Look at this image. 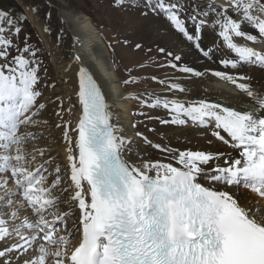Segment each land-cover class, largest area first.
<instances>
[{
  "label": "snow or ice",
  "instance_id": "obj_1",
  "mask_svg": "<svg viewBox=\"0 0 264 264\" xmlns=\"http://www.w3.org/2000/svg\"><path fill=\"white\" fill-rule=\"evenodd\" d=\"M122 3L116 0L117 6ZM145 8L141 15L163 13L174 30L209 59L218 46L202 47L200 32L211 20L213 30L218 28L217 35L236 57L222 58L221 64L264 67V51L247 43L264 44V0L204 6L194 0L189 4L145 0ZM13 30L16 35L21 32L19 20L0 9L4 61L0 63V264H264V205L258 201L242 205L232 191L246 187L264 200V89L241 82L250 79L243 74L215 71L216 77L251 98L256 109L241 111L208 99L183 101L158 95L151 105L168 111L170 119H161L163 124L184 125L190 119L211 127V134L236 149L238 158L223 151L153 144L144 137L175 163L139 154L133 160L125 155H132V141L112 122L101 86L87 67L80 66L76 95L81 116L75 128L70 121L57 125L65 129L70 180L65 189L60 167L45 175L51 160L33 167L44 153L24 147L36 139L28 129L40 123L37 117L46 105L40 102L43 93L37 87L38 49H32L27 37L22 48L15 46L4 35ZM158 52L170 58L174 68L173 61L182 59L166 47H158ZM181 71L203 75L187 65ZM167 90L184 88L173 82ZM76 234L80 239L73 244ZM34 247L38 254L26 258Z\"/></svg>",
  "mask_w": 264,
  "mask_h": 264
},
{
  "label": "bare ground",
  "instance_id": "obj_2",
  "mask_svg": "<svg viewBox=\"0 0 264 264\" xmlns=\"http://www.w3.org/2000/svg\"><path fill=\"white\" fill-rule=\"evenodd\" d=\"M137 2L145 5L144 0H137ZM194 2L200 6L207 5L208 3L221 5L224 4L226 0H194ZM182 3L189 4L190 0H182ZM122 4H125V2ZM113 12L117 13V15L121 17L118 11ZM124 15L127 19L126 23H130L132 27H134V25H141L142 30L140 32L136 31V33L142 34V41L150 47L153 46L156 49V54L158 56H161L158 52V47H166L169 50L181 55L182 57L181 61H174L180 66L174 68L170 65V67H167L178 72L179 76L176 79L164 80L166 82L165 84H161L159 82L162 87L164 86V88L160 89L159 87L158 91H153V93L150 94L153 100L157 95L161 97L167 96L169 98L175 97L183 101H198L200 99H208L214 102H222L225 106H232L241 111L256 109L257 105L251 100V98H248L244 92L239 90L232 83L216 77L214 72L227 71L233 75L243 74L250 79L241 82H248L254 89L259 91L264 89V67L241 63L237 68H232L231 66L226 67L224 64H221L219 62L220 59L225 57L236 58L235 54L226 48L220 37L213 38L212 34L205 33L204 28H202L200 32L201 46H218L215 48L211 59L204 57L191 42H188L182 35L174 30L172 24L163 13H156L154 17L150 16L147 19H140L133 13H125ZM59 16L63 29L54 30L53 42H51V37H49L46 32H42V35L49 42V48L53 52L55 67L59 73L61 81L60 90L54 91V93H62L60 99L63 101V104L57 108L53 107V101L55 98H53V96L50 97L51 94L49 92L45 93L46 95L44 98L41 97L40 99V102L46 105L45 109H43L37 117L40 123L28 129V131L35 133L36 139L31 140L24 145L26 151L39 149L44 153L43 157L37 156V160L33 163V167L38 166L42 160L50 159L51 164L46 165L47 172L45 175L53 173L54 168L59 166L61 179L63 181L61 188H69L70 180L66 161V141L64 139L65 129L64 127L56 128V126L70 121L72 128H75L81 116V106L76 95L78 92L77 73L80 66H85L92 72L94 78L97 80L105 94L106 101L110 105V110L113 113L112 122L118 124V126L122 129V134L132 141V144L130 145L132 155L129 157L126 153V158L135 160L137 154H139L145 158L159 159L165 163H175L174 161H171L164 153L153 148L144 140V137H146L148 140L152 141L153 144H155V138L151 139V137L149 138L146 134L143 136H137L130 128L131 125L129 122H127L128 105L126 99L124 98L123 94H121V92L114 87V82L112 81L109 73L110 67L112 65L109 62L110 58L108 52L104 48V44L99 38L101 34L100 31L98 28H94L90 17L84 16L75 11L59 12ZM184 19L187 21V16L185 14ZM187 22L188 26L191 28V22ZM38 26L41 27V24H38ZM252 34H256V32L252 31ZM59 35H62V37ZM55 37L61 38L62 46L68 48V52L64 51L62 47L56 45ZM237 39L240 43L246 42L240 38ZM247 43L258 50L264 51V44L259 42ZM76 56L80 57L79 61L75 59ZM184 65L192 67L195 71L203 73V75L196 76L192 73H185L181 71V67ZM173 82L180 83L184 88V91H168L167 85ZM37 87L40 89L38 85ZM137 94L141 95L140 93ZM61 109H63V111H61ZM68 109H71V111L69 112ZM57 113L61 114L58 115ZM164 116L165 114L163 113L162 118ZM172 125L176 126L178 130L172 131L174 143H170L167 146L180 148L181 150L189 148L192 150H204L210 152L223 151L231 153L233 157L238 158L236 149L223 144L211 134V127L208 129L207 127H203L198 123L192 122L190 119L184 125ZM175 133H179L180 135L178 136ZM221 134L223 135L224 133L222 132ZM70 135L74 137L75 133H70ZM207 136H210L211 138L208 139ZM178 137H186L187 140L191 141V143L187 145L182 143L183 145H179L175 142V139ZM206 139L209 140L210 144H207ZM161 145H163V143ZM219 163H223V161H219ZM51 178L52 177L49 176V179ZM241 190L242 189L239 187L232 189L234 197L242 205L251 206L255 200V197L251 193ZM70 193L71 189H69L67 194H64V198L67 199ZM259 204L262 205L261 202H259ZM69 223L71 224V220ZM79 239L76 240L75 238L71 241V243L74 244L79 241ZM37 254L38 247H34L29 249L28 253L25 254V257L32 258Z\"/></svg>",
  "mask_w": 264,
  "mask_h": 264
},
{
  "label": "rangeland",
  "instance_id": "obj_3",
  "mask_svg": "<svg viewBox=\"0 0 264 264\" xmlns=\"http://www.w3.org/2000/svg\"><path fill=\"white\" fill-rule=\"evenodd\" d=\"M123 2H125V4L117 6L116 0L0 1L1 7H14L16 10L23 12L26 16L25 21H22L19 24L21 32L18 35L14 33V30L8 31L4 33V35L8 39H11L15 46L21 48L24 46L25 38L27 37V43L32 46V49H38L37 58L40 61L39 90L43 93L42 98L46 95L45 93L49 92L51 94L50 97L53 96V98H55L53 101V107L57 108L58 106H62L60 99L62 93H54V91L60 90L61 81L59 73L55 67L53 52L51 49H48L49 42L43 37L42 32H46V34L51 37V42H53L54 30L63 29L60 22L59 12L75 11L84 16H89L94 28H98L100 31L101 34L99 38L108 52L110 58L109 62L112 65L109 73L114 82V87L120 91L126 99L128 105L127 122L131 125L129 126L133 133L135 135H137L138 132L143 135L146 134L149 138L151 137V139L155 138V143L159 142L161 144L163 143V145H169L170 143H174L172 131L178 129L172 124H163L160 122L161 119H169L170 115L168 111L162 107L151 106L154 100L150 94L153 93V91H158L159 87L160 89L164 88L159 81L176 79L179 76V73L167 68L170 67V58L166 59L161 53V56H158L156 54V49L153 46L150 47L142 41V34L136 33V31L140 32L142 30L141 25H134V27H132L130 23H126L127 19L124 15L125 13H133L140 19H147L150 16L154 17L156 13L149 12L147 16H143L141 13L147 11L145 5L141 7L137 0H123ZM113 11H118L121 17ZM38 24H41V27H39ZM205 29L208 32L207 34L213 35V38L216 36V30H213L211 20L208 22L207 28ZM27 33L30 34L27 35ZM59 36L62 37V35ZM36 38L38 40H36ZM43 38L45 39L48 48L45 46ZM55 41L56 45L62 47L64 51H69L68 48L62 46V40L60 37H55ZM137 44L140 45L139 48L136 47ZM11 52L12 55H16L15 49H12ZM3 62L4 61L1 60V63ZM173 63L175 62L173 61ZM153 77L156 79H153ZM126 80H132V82L125 83ZM137 93H140L143 96ZM145 101H147V103H145ZM139 113H144V115H140ZM163 113L165 116L162 118ZM133 125H135V127ZM207 128L209 129L210 127ZM175 134L178 136L180 135L179 133ZM207 138L209 139L211 137L207 136ZM175 142L179 145L182 143L184 145L191 143L186 137H178L175 139ZM206 142L207 144H210L207 139ZM241 189V191L245 190L242 187ZM254 199V202L257 201L256 197ZM261 204L263 205V202H261ZM79 237V234H76L74 239L76 238V240H78Z\"/></svg>",
  "mask_w": 264,
  "mask_h": 264
},
{
  "label": "trees",
  "instance_id": "obj_4",
  "mask_svg": "<svg viewBox=\"0 0 264 264\" xmlns=\"http://www.w3.org/2000/svg\"><path fill=\"white\" fill-rule=\"evenodd\" d=\"M0 1H5V0H0Z\"/></svg>",
  "mask_w": 264,
  "mask_h": 264
}]
</instances>
